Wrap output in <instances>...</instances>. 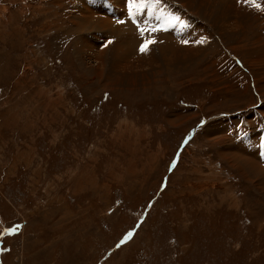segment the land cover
I'll return each mask as SVG.
<instances>
[{
  "label": "rangeland",
  "instance_id": "1",
  "mask_svg": "<svg viewBox=\"0 0 264 264\" xmlns=\"http://www.w3.org/2000/svg\"><path fill=\"white\" fill-rule=\"evenodd\" d=\"M171 3L135 36L209 35L179 69L109 51L127 0H0V264H264V11Z\"/></svg>",
  "mask_w": 264,
  "mask_h": 264
},
{
  "label": "bare ground",
  "instance_id": "2",
  "mask_svg": "<svg viewBox=\"0 0 264 264\" xmlns=\"http://www.w3.org/2000/svg\"><path fill=\"white\" fill-rule=\"evenodd\" d=\"M161 1H165V0H161ZM171 1H172V3H171L172 6H175L176 8L179 7L180 4L184 5L186 8H188V7H191V9H196L197 8L194 11V14L196 16L200 17L201 19H203L207 23H208V20L210 18L215 19V17H213V15H216L217 16V18H216L217 21L219 20L221 22H223V21L225 22L227 19H229L230 16H231V18L232 17H236V16L242 18V17H244L246 15H250L251 12H252L248 8L249 7L248 6V3L244 2V0H222L223 1V4L217 2L216 0H171ZM194 1L199 2V5L194 4ZM167 3H168V6L170 5V3L166 1V4L164 3V6H167ZM207 3L210 4V7H211L210 9H208V11L203 8V6L205 7L207 5ZM232 3L235 4V7L236 8H234L232 6L233 5ZM162 5L163 4H161V6ZM215 8H219V10L216 11V10H214ZM175 15H176V13H175ZM160 17L166 21V16H163L162 15ZM128 18L129 17L126 16V15H124V14H123V16L121 18H120V16H118V20H120V19H128ZM94 21L95 20H90L88 22H91V24L89 25V27L91 26L95 30L100 29V28H103V26H105V27H108L109 26L106 22H104V25H101L100 23H97L96 24V22H94ZM154 21H155V19L150 22V19L141 20L139 17H137V19L135 18V20H133V18H129L126 21V25L128 27L124 31H122L120 33V27L117 28V30H116L118 32V35H119L120 39L123 40V42L120 45L119 50H117V49H110L109 51H113V53L115 52L114 54H117L118 56H121L120 59H123V57H125L129 61H132L131 59H129V53H130L131 56L133 54H135V58L139 61L140 65H141V62L140 61H142L143 63H146L148 65V64H151L150 62L159 61V58L161 56H163L164 57V61H163V64L162 65L165 64V65L169 66V68H171V66L172 67H178V69H179L180 66H183V67L184 66H188V64H191V63L193 64L194 61H197L198 60L197 58L200 56V54L205 49V46L202 45L201 41H203V43H204L206 40H208L207 38L209 37V35H206L203 32H191V33L186 32L185 34H184V32H181L180 33L181 35H179V33H178V36H181V37H178L176 34H174V31L175 30L173 32L171 30L167 34L170 37H168L167 35H165L166 37L165 36H163V37H165L167 39L168 38L169 39H172V41H174V44H171V45L170 44L169 45H166L164 43L163 44H159V45H157L159 48H157V46H154V47L151 46L150 47V51L148 53L142 54L140 52V48H141L142 45H139V44H140V42H144V41H142V40L139 39L141 37V35H139V38H137L135 36L136 31L138 29L137 25H140V26H149V27L154 26V27H156L153 24ZM165 21H162V23H164ZM148 22H150L152 24H149ZM167 27L169 28V23H168ZM78 28H81V27H78ZM87 29H88V27H87ZM177 29H178V31L177 30L176 31L179 32L180 31V28L177 27ZM88 31H86V32H88ZM163 33H165V32L163 31ZM219 33H220V37H221L220 39L223 40L222 39L223 35L221 34V29H219ZM174 35H176V37H174ZM178 41H183V42L187 41V43H188L187 47L180 46L181 43H179ZM200 44L203 46L202 50H201V47L202 46L201 47L200 46L198 47V45H200ZM115 48H117V47H115ZM122 49H124L126 52H123ZM80 52L83 53L84 51L83 50H80ZM92 52H95V51H92ZM100 52H101V50H100ZM107 52L108 51H106L105 54H107ZM99 54H101V53H99ZM102 54H103V52H102ZM168 54H170L171 57L170 56L167 57ZM81 55H83V54H81ZM90 60H92V58H90ZM100 60H101L100 65H102V66L109 65V64H107L106 60H104L103 58L100 59ZM143 63H142V65H143ZM131 64L126 65V67L131 66ZM110 65L112 67H114V68L115 67H119L118 64L115 61H113V60L110 61ZM132 66L131 67H128V68H132ZM121 70H123V69H121ZM111 71H113V70H111ZM117 73H119V72H117ZM115 74H116V72H115ZM122 74H125L127 76H125V75L123 76ZM122 74H120V75H117L116 74L114 76L109 74L112 77L111 78L108 77L109 78L108 79L109 80V83L107 85H111L113 87V84L114 85L115 84H120V85L121 84H124V85L125 84H129V86H133L134 84H132V83H134V81L137 79V77L139 78V76H137V74L135 72H130V73L124 72ZM141 76L142 77H145V75H143V74H141ZM126 80H130L132 82H130V83H124ZM242 171H244V170H242ZM262 180H264V178Z\"/></svg>",
  "mask_w": 264,
  "mask_h": 264
},
{
  "label": "snow or ice",
  "instance_id": "3",
  "mask_svg": "<svg viewBox=\"0 0 264 264\" xmlns=\"http://www.w3.org/2000/svg\"><path fill=\"white\" fill-rule=\"evenodd\" d=\"M159 2L160 0H147V3H159ZM244 2L251 3L257 9L264 11V8H261V6L255 2V0H244ZM145 4H146V0H127V8L129 11V15L133 18V20H135L136 15L140 13L141 6H144ZM119 22L124 23V21H119ZM137 27L139 28L141 34L145 32L144 28H140L139 25H137ZM158 30L159 29H153V31H158ZM155 43H156L155 40L145 41V43L140 48V52L142 54L148 53L150 51V47L154 45ZM184 43H187V41H185ZM201 43H203V41H201ZM17 228H19V225L17 226ZM14 233H15V229L12 230V234ZM131 236H132V233H128L127 236L125 237V241L129 239ZM125 241H122V243Z\"/></svg>",
  "mask_w": 264,
  "mask_h": 264
}]
</instances>
